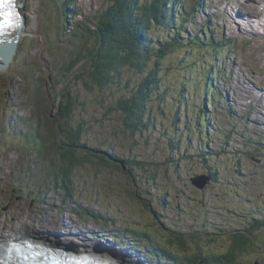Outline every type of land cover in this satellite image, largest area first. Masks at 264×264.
Returning a JSON list of instances; mask_svg holds the SVG:
<instances>
[{"label":"rangeland","instance_id":"374dc122","mask_svg":"<svg viewBox=\"0 0 264 264\" xmlns=\"http://www.w3.org/2000/svg\"><path fill=\"white\" fill-rule=\"evenodd\" d=\"M17 1L21 32L10 63L0 69V229H6L0 235L32 230L20 228L27 225L37 235L57 237L56 243L106 249L136 264H169L151 255L152 248L136 247L139 237L129 233L135 227L147 229L160 245L174 229L193 235L190 262L205 264L197 262L199 257L212 260L223 254L229 234L242 228L253 238L234 264H264V0H201L202 5L183 0L184 15L197 10L182 22L186 31L179 41L187 42L189 35L201 37L202 44L193 47L188 63L208 61L203 67L193 62L194 71L188 72L180 62L183 51L169 53L157 75L167 97L150 98L143 117L148 128L134 135L122 129L120 113L108 108L117 97L129 95L137 78L134 69H123L116 83L93 91L81 81V63L52 80L48 69L61 70L72 48L63 31L60 0ZM76 2L91 22L109 0ZM245 4L260 18L232 15ZM150 33L154 40L170 39L162 26H153ZM210 43L221 51L216 56L207 49ZM90 48L87 43L83 53ZM209 68L210 79L198 76V69L207 74ZM38 85L49 96L53 87L55 97L67 91L73 107L69 122L87 130L82 141L128 160L124 170L85 164L66 182L70 189L58 188L55 181L62 180L56 158L50 160L23 138L27 132L31 140L37 126L31 94ZM178 99L187 102L180 105ZM202 101L206 112H200ZM235 166L240 168L236 173ZM208 168L217 171H212L215 177ZM199 174L212 178L203 188L190 181ZM84 208L97 209L104 219L83 214Z\"/></svg>","mask_w":264,"mask_h":264},{"label":"trees","instance_id":"16d2710c","mask_svg":"<svg viewBox=\"0 0 264 264\" xmlns=\"http://www.w3.org/2000/svg\"><path fill=\"white\" fill-rule=\"evenodd\" d=\"M183 3V0H109L107 6L94 14V20L90 22L88 16L82 17L84 14L77 8L76 0H60L59 9L63 31L69 36L68 40H71L72 48L69 49L66 56L67 61L62 63L61 70L57 71L54 66H50L48 74L52 80L60 79V77L71 74L76 70V65L81 63L82 70L85 72V77L81 81H84L88 90L93 91L96 87L107 88L116 83L123 69H134L137 78L129 89V95L117 97L114 106H108V108L120 113L122 129L128 130L130 135L144 132L148 128V123L143 122L144 110L148 108L147 103L149 104L150 98L154 95L159 100L167 97L166 88L162 89L160 83L157 82L158 72L163 67L167 55L175 50H182L180 62L185 63L183 68L188 72L194 71L193 62L203 67L208 61V59H202L195 62L196 59H193L188 63L193 47L196 46L199 49L202 48V44L201 37L197 39L189 35L187 36L190 39L187 42L179 41V35L184 30L186 31L181 25L182 22L195 15L197 10H191V14L184 15L181 11ZM195 4L202 5L203 2L197 0ZM153 26H162L164 31L170 35V39L154 40L150 33ZM87 43L91 44L90 52L84 54L82 50L86 48ZM210 48L215 56L221 52L212 43L208 44L207 49ZM198 71L201 72L198 76L204 80L210 79L212 75L210 68L207 74L205 70L198 69ZM124 87L128 89L129 84L126 83ZM34 90L31 96L36 118L33 121H37V126L32 130L31 140H28L30 134L27 132L23 138L27 143L30 141L34 145L37 144L35 149L39 153L50 156V160L52 157L56 158L62 180L60 183L55 181L58 188L70 189L66 182H69L76 168L85 164L109 168H111L110 165H114L118 171L124 170L128 160L119 161L113 153H108L98 147L87 146L82 141V134L87 130H82L80 124L70 123L73 107L72 97L66 93L67 91L55 97L52 95L56 92V87L51 89L53 92L50 91L52 94L50 96L45 94L47 91L42 86L38 85ZM178 102L182 105L187 102V99H184L182 104L180 99ZM204 102L200 103V112H206ZM90 127L88 123L87 128ZM109 156L112 157V161ZM238 169H240L239 166H235L234 172L236 173ZM213 170L217 174L215 169L209 168V171ZM211 176L215 177V174L212 172ZM82 211L83 214L94 216L95 220L102 219V217L104 219L98 210L84 208ZM146 230L135 227L130 231V237H139V241L133 243L136 247L152 248L151 255L169 264H192L188 257L189 249L194 245L190 238L192 234L169 229L164 243L158 241L160 245H155L157 239L152 238ZM252 238V235L244 232L242 228L235 229L234 233L229 234L227 251L223 254L219 253L212 260L199 257L197 262L214 264L226 261L227 264H234L243 252L251 247L249 244Z\"/></svg>","mask_w":264,"mask_h":264},{"label":"bare ground","instance_id":"6f19581e","mask_svg":"<svg viewBox=\"0 0 264 264\" xmlns=\"http://www.w3.org/2000/svg\"><path fill=\"white\" fill-rule=\"evenodd\" d=\"M259 1V0H258ZM262 2V1H261ZM23 3V2H22ZM241 3V1H240ZM187 4V3H186ZM195 4V3H194ZM193 4V5H194ZM186 6V5H185ZM192 7V6H191ZM190 7V8H191ZM251 7V6H249ZM245 5H241V6H237V9L238 10H233L234 13L232 15H235L237 16L238 18H245V17H248V16H256L257 18H260V16L258 14H255V12ZM264 7V5H263ZM188 8V9H190ZM193 8V7H192ZM244 10H242V9ZM20 9V8H19ZM251 11L250 14H246L244 15L243 12L244 11ZM263 10V9H262ZM214 11V10H213ZM186 12V11H185ZM219 12V11H218ZM263 12V11H262ZM184 13V12H183ZM188 14V13H187ZM226 15V13H224ZM218 15V14H217ZM22 16V14H21ZM208 16V15H207ZM244 16V17H243ZM190 18V17H189ZM204 21V19H203ZM240 23V21H238ZM247 23V22H245ZM189 24V23H188ZM206 25V24H205ZM264 25V24H263ZM251 26V25H250ZM210 28V27H209ZM226 28H228V26H226ZM21 29V28H20ZM19 29V33L21 32V30ZM197 32V31H196ZM252 32H255V31H252ZM195 35V34H194ZM223 50V49H222ZM15 52V51H14ZM14 54V53H13ZM259 92V91H257ZM260 93V92H259ZM261 95V94H260ZM186 97V96H185ZM262 98V96H261ZM254 122L256 123H259V121L257 119H253ZM209 169V168H208ZM210 175H211V172L209 171ZM97 210V209H96ZM42 216V215H41ZM43 218H46V214L44 215ZM56 220V219H55ZM65 224V223H64ZM21 225V224H19ZM18 226V225H16ZM44 226V225H43ZM8 228V226L6 227ZM20 228H31L33 231H34V228L31 226H27V225H22L20 226ZM6 229H3L1 228L0 231H5ZM32 230H28V229H20L19 230H14V231H11L12 233L11 234H6V236H2L0 235V264H4V259L5 257L8 255L10 256L11 252L13 251L12 250V247L13 246H16L17 244H21V245H29V246H32V248L34 250H36L38 253H39V257H38V260L39 261H42L44 263H47L49 264L52 260L55 262L56 260L58 259H65V260H68L69 258H86V259H89L91 262H96L98 261L99 259H101V255L99 253L103 252L104 254L106 255H111L113 256L112 258L115 260V261H122V262H125V264H136L135 261H133L132 259H127L126 257L118 254V255H114L112 253H110L109 250H106V249H97V250H94V252H90V251H87L85 250L84 247H87V246H77V245H70V244H67V248L65 247V249H59L57 248V246H54L53 244H55L57 241H58V238L57 237H50L48 235H44L41 233V236L40 235H37L39 234L40 232H33ZM13 232H18V233H14ZM23 232V233H21ZM33 233H36V234H33ZM16 234H20L22 237H24V240L25 241H28L26 243H22L20 241V239L18 238V235L15 236ZM62 240V239H61ZM20 242V243H19ZM71 242V241H70ZM20 245V246H21ZM22 246V249H24V247ZM20 249V252L24 254V251ZM96 249V248H95ZM133 250V249H132ZM101 251V252H99ZM101 253V254H103ZM126 259V260H125ZM7 260V259H6ZM24 261H28L27 259H24ZM19 264H24L23 260H21V262Z\"/></svg>","mask_w":264,"mask_h":264},{"label":"water","instance_id":"95a60500","mask_svg":"<svg viewBox=\"0 0 264 264\" xmlns=\"http://www.w3.org/2000/svg\"><path fill=\"white\" fill-rule=\"evenodd\" d=\"M16 4V5H15ZM15 8L20 11L21 3L17 0H15ZM17 19L14 21L13 27L7 29L4 32H0V57L2 60L0 61V69L5 70L10 63L13 53L16 50L18 39H19V28L21 26L22 20L19 19V13L17 12L16 15ZM210 180V176L205 174H199L192 176L190 178V181L193 185H195L198 188H203ZM54 246H57V248H67V245H64L62 243H55ZM107 264H116L114 262H111L110 260L107 261ZM119 264H125L124 262H121Z\"/></svg>","mask_w":264,"mask_h":264},{"label":"snow or ice","instance_id":"6c2138e0","mask_svg":"<svg viewBox=\"0 0 264 264\" xmlns=\"http://www.w3.org/2000/svg\"><path fill=\"white\" fill-rule=\"evenodd\" d=\"M15 0H0V32L13 27L15 12L8 9L14 8Z\"/></svg>","mask_w":264,"mask_h":264},{"label":"clouds","instance_id":"9594fccd","mask_svg":"<svg viewBox=\"0 0 264 264\" xmlns=\"http://www.w3.org/2000/svg\"><path fill=\"white\" fill-rule=\"evenodd\" d=\"M16 5V4H15ZM17 12L19 13V19H21V13L19 12V10L17 9ZM2 60V58L0 57V61Z\"/></svg>","mask_w":264,"mask_h":264}]
</instances>
